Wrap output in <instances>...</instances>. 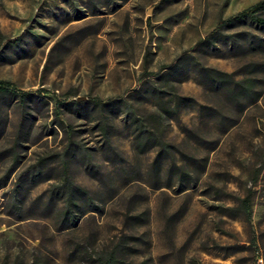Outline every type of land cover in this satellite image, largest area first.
<instances>
[{
    "label": "rangeland",
    "instance_id": "obj_1",
    "mask_svg": "<svg viewBox=\"0 0 264 264\" xmlns=\"http://www.w3.org/2000/svg\"><path fill=\"white\" fill-rule=\"evenodd\" d=\"M260 1L0 0V264H264V28L199 44Z\"/></svg>",
    "mask_w": 264,
    "mask_h": 264
},
{
    "label": "trees",
    "instance_id": "obj_2",
    "mask_svg": "<svg viewBox=\"0 0 264 264\" xmlns=\"http://www.w3.org/2000/svg\"><path fill=\"white\" fill-rule=\"evenodd\" d=\"M264 11V0L258 2L254 6L238 13L235 16L229 17L224 20H220L217 26L214 28L212 32H210L199 44L203 45L204 47L213 46V44L221 37H223V31L226 28H230L233 26H237L244 22H250L259 27L264 28V18L261 16V13ZM207 77L212 86L219 89L222 88L224 85L228 83V76L223 75L221 73H217L212 69L204 68ZM228 79V80H227ZM156 99L158 100V108L159 111L157 114L152 115L151 121L157 125L162 124V121L166 117H170L174 114V109H170V107H164L161 103V95L158 91H155ZM0 97H11L17 99L23 106L26 105L32 95L29 93H18L9 88V84L5 82H0ZM97 106V105H96ZM116 103H107L103 105V107L114 108ZM122 110L126 119L129 121L131 128L133 130V135L135 139H138L145 133V122L144 120L140 119L132 109H130L127 105L121 104ZM102 132L106 136V120H101ZM153 140L161 146V149H164V143L157 137H153ZM183 174V173H181ZM7 178L4 182L0 183V189L6 187ZM51 194L61 198L64 202V208L59 212V223L60 226L65 224L75 223L76 216L74 215L73 209L77 207L76 204V196L77 194L86 195L87 193L85 190L81 189L80 187L76 186L66 175V172H63L62 178L60 183L51 186ZM89 200V198H87ZM12 202L15 205L17 199L15 196H12ZM251 198L250 192L249 194L240 200L239 206L233 210L238 214H243L247 220L250 219V207H251ZM104 263V262H103Z\"/></svg>",
    "mask_w": 264,
    "mask_h": 264
}]
</instances>
